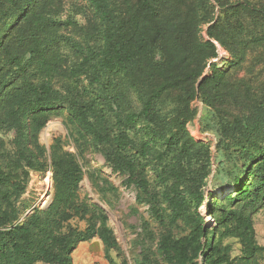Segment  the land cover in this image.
I'll return each instance as SVG.
<instances>
[{"label":"trees","instance_id":"16d2710c","mask_svg":"<svg viewBox=\"0 0 264 264\" xmlns=\"http://www.w3.org/2000/svg\"><path fill=\"white\" fill-rule=\"evenodd\" d=\"M64 2L0 0V133L12 135L0 137V264H73L93 237L109 264H127L105 211L79 194L84 146L145 207L137 237L150 246L134 264H264L253 221L264 207V0H70L73 14L78 2L90 11L81 27ZM253 52L254 86L236 76ZM195 100L215 156L186 129ZM64 113L76 153L38 142ZM47 170L50 201L33 207L31 173Z\"/></svg>","mask_w":264,"mask_h":264},{"label":"rangeland","instance_id":"374dc122","mask_svg":"<svg viewBox=\"0 0 264 264\" xmlns=\"http://www.w3.org/2000/svg\"><path fill=\"white\" fill-rule=\"evenodd\" d=\"M64 1L62 17L65 18L66 15L72 14L73 19L77 22V25L79 27L84 26L85 18L90 16L88 8L82 5L84 4L83 2H78V6L73 14L71 11L70 0ZM75 34L76 36H79V34ZM201 34L203 37H206L204 32ZM218 52L219 57L213 61L220 63L221 58L226 56V52L222 51L221 48H218ZM254 56V52L247 55L245 59L246 62H244L242 68L236 72L237 77L250 78L253 86L256 81L261 78L258 74L260 73V69L262 67L261 63L255 61L256 59ZM252 60H254L255 64L251 63ZM248 68H251L249 73L247 71ZM194 105L197 107V115L193 120L187 123L186 129L196 141L201 140L208 142L210 144L212 156H215L216 141L214 135L209 131L201 130L200 117L205 113V106L199 100H195ZM70 130L71 126L66 125L65 123V113L53 116L39 131L38 142L49 150V147L52 145L54 140L59 139L63 150L76 153L80 150V147L70 135ZM11 136V133H0V137L4 138L6 143L11 139ZM6 147L9 146L6 145ZM81 161L85 165L84 170L86 173L79 182L80 196L86 197L90 202L98 204L105 211L108 224L113 229L115 238L119 245L121 256L125 258L127 264H134L133 256L141 249H145L150 246V243L143 244L142 242H139L137 237V234L141 232L140 223L144 217H147V214L144 211L145 207L135 203L134 191L131 189H125L121 185L123 176L112 172L110 168L105 166L103 156L97 152L96 149L84 146ZM213 170L214 165H212V172ZM210 184L211 175L207 188L205 189V197H207L208 192L211 191ZM51 193V171L47 170L45 172L31 173L27 195L34 198L35 204L33 207H44L50 201ZM200 208L202 213H204V207L201 206ZM204 218L205 221L208 222V216H205ZM253 221L257 241L260 244H264V207L256 211L253 215ZM92 239L88 241L90 242ZM100 245L101 251L98 256L107 262L104 258L103 244L101 241ZM79 255L81 256V254ZM79 255H72L74 263H79ZM114 260L119 262V258L114 257Z\"/></svg>","mask_w":264,"mask_h":264},{"label":"crops","instance_id":"0c3cea01","mask_svg":"<svg viewBox=\"0 0 264 264\" xmlns=\"http://www.w3.org/2000/svg\"><path fill=\"white\" fill-rule=\"evenodd\" d=\"M100 251L101 245L98 238H93L90 242H81L72 253V255L81 254V256H78L79 263H74L73 261V264H108L102 258H99L98 254Z\"/></svg>","mask_w":264,"mask_h":264}]
</instances>
